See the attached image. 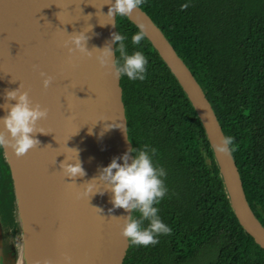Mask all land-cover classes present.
Listing matches in <instances>:
<instances>
[{
  "label": "water",
  "instance_id": "obj_1",
  "mask_svg": "<svg viewBox=\"0 0 264 264\" xmlns=\"http://www.w3.org/2000/svg\"><path fill=\"white\" fill-rule=\"evenodd\" d=\"M118 14L138 27L178 81L232 211L264 249V224L212 104L143 8L132 0H0V145L28 264L129 263L138 198ZM2 246L0 229V264H16L19 257L4 255Z\"/></svg>",
  "mask_w": 264,
  "mask_h": 264
},
{
  "label": "trees",
  "instance_id": "obj_2",
  "mask_svg": "<svg viewBox=\"0 0 264 264\" xmlns=\"http://www.w3.org/2000/svg\"><path fill=\"white\" fill-rule=\"evenodd\" d=\"M132 1L203 88L264 224V0ZM117 21L139 198L128 264H264V249L231 209L204 128L178 81L137 26L121 14Z\"/></svg>",
  "mask_w": 264,
  "mask_h": 264
},
{
  "label": "flooded vegetation",
  "instance_id": "obj_3",
  "mask_svg": "<svg viewBox=\"0 0 264 264\" xmlns=\"http://www.w3.org/2000/svg\"><path fill=\"white\" fill-rule=\"evenodd\" d=\"M138 202H139V198L136 204ZM0 229L2 233L4 253L6 254V256L13 255L11 253L12 246L8 245L7 243H11L10 241L12 239H17L18 237L21 240V230L19 227L17 210H16L14 183L1 145H0ZM7 246H8V250H7ZM18 251L19 250H17L16 258H18L19 255Z\"/></svg>",
  "mask_w": 264,
  "mask_h": 264
},
{
  "label": "bare ground",
  "instance_id": "obj_4",
  "mask_svg": "<svg viewBox=\"0 0 264 264\" xmlns=\"http://www.w3.org/2000/svg\"><path fill=\"white\" fill-rule=\"evenodd\" d=\"M23 241L20 244L21 246L19 247V258L17 261V264H28L27 260V255H26V248L25 245H23Z\"/></svg>",
  "mask_w": 264,
  "mask_h": 264
},
{
  "label": "rangeland",
  "instance_id": "obj_5",
  "mask_svg": "<svg viewBox=\"0 0 264 264\" xmlns=\"http://www.w3.org/2000/svg\"><path fill=\"white\" fill-rule=\"evenodd\" d=\"M11 243H7L8 245H11L12 246V254H13V257L15 256L16 257V253H17V250H19L18 248H19V245H20V242H21V240H20V238L18 237L17 239H12L11 241H10ZM6 244V245H7ZM3 247V246H2ZM6 247V246H5ZM7 250H8V246H7ZM19 252V251H18ZM3 254L4 255H6L5 253H4V250H3ZM18 257H19V255H18ZM17 261H18V259H17ZM17 264V263H16Z\"/></svg>",
  "mask_w": 264,
  "mask_h": 264
}]
</instances>
